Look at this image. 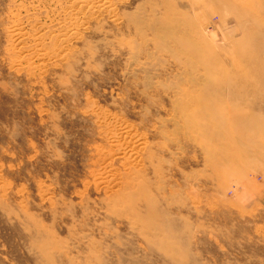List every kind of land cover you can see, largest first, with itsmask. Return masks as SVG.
Wrapping results in <instances>:
<instances>
[{
    "label": "rangeland",
    "instance_id": "1",
    "mask_svg": "<svg viewBox=\"0 0 264 264\" xmlns=\"http://www.w3.org/2000/svg\"><path fill=\"white\" fill-rule=\"evenodd\" d=\"M263 59L264 0H0V264H264Z\"/></svg>",
    "mask_w": 264,
    "mask_h": 264
},
{
    "label": "bare ground",
    "instance_id": "2",
    "mask_svg": "<svg viewBox=\"0 0 264 264\" xmlns=\"http://www.w3.org/2000/svg\"><path fill=\"white\" fill-rule=\"evenodd\" d=\"M71 25V24H70ZM18 29V28H17ZM73 29V28H72ZM13 32V31H12ZM69 32V31H68ZM71 32V31H70ZM22 32H21V30H15V32H13V36H14V40L16 41H20L21 40V37H22ZM23 38V37H22ZM36 40V39H35ZM261 50V49H260ZM264 60V59H263ZM261 69V68H260ZM257 70V69H256ZM259 73V72H258ZM261 75V74H260ZM259 75V76H260ZM256 76H257V74H256ZM125 130V129H124ZM120 133H121V131H120ZM124 133H126V132H124ZM123 133V134H124ZM123 141V140H122ZM132 141V140H131ZM136 141H138V140H136ZM124 143H125V146H124V144H123V146H124V148H129L128 146H127V144H126V141H124ZM129 143V142H128ZM138 144V143H137ZM121 146H122V144H121ZM131 147V146H130ZM135 147V146H134ZM140 147V146H139ZM123 148V149H124ZM136 149H138V148H136ZM124 150H126V149H124ZM130 150H132V148L130 149ZM133 151V150H132ZM138 151V150H137ZM125 152V151H124ZM126 152H128L129 154H131L129 151H126ZM136 153V152H135Z\"/></svg>",
    "mask_w": 264,
    "mask_h": 264
}]
</instances>
